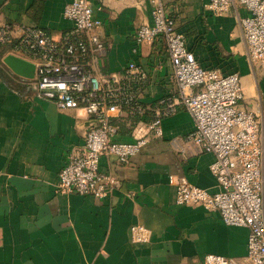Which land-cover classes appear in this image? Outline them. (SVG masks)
<instances>
[{
	"label": "crops",
	"instance_id": "1",
	"mask_svg": "<svg viewBox=\"0 0 264 264\" xmlns=\"http://www.w3.org/2000/svg\"><path fill=\"white\" fill-rule=\"evenodd\" d=\"M69 1L0 0V23L38 25L60 38L72 27L63 15ZM88 1L101 20L95 31L105 44L102 61L92 69L121 73L134 61L148 75L139 90L141 101L153 104L175 94L165 41L133 49L136 28L152 22L151 0ZM162 1L203 68L239 74V105L255 112L259 122L264 181V73L244 40L240 17L245 7L235 3L215 15L206 8L207 0ZM9 49L0 45V264H202L207 253L246 254L247 227L228 225L200 204L176 203L170 174L184 175L210 192L219 189L209 169L213 154L200 152L187 139L194 122L185 108L162 118L160 136L147 128L149 116L115 118L119 139L144 136L148 141L127 163L112 155L100 158V169L117 178L105 197L58 191V171L68 151L84 142L92 117L40 96L28 77L3 62ZM134 223L150 230L148 240H132Z\"/></svg>",
	"mask_w": 264,
	"mask_h": 264
},
{
	"label": "built area",
	"instance_id": "2",
	"mask_svg": "<svg viewBox=\"0 0 264 264\" xmlns=\"http://www.w3.org/2000/svg\"><path fill=\"white\" fill-rule=\"evenodd\" d=\"M151 2L152 22L136 28L133 49L139 43L163 39L177 85L175 94L159 97L153 104L139 98L148 75L134 61L121 73L92 69L102 61L105 44L95 31L101 20L94 16L88 0L65 4L63 15L72 21V27L60 38L38 25L0 23V45H9V53L34 63V76L28 79L38 94L59 108H82L92 117L84 142L68 151L56 187L64 193L105 197L117 178L111 171L100 169V158L112 155L127 163L148 141L144 136L131 141L119 139L115 118L149 116L147 128L160 136L162 118L185 108L194 122L187 139L200 152L213 154L209 169L219 189L210 192L184 175L170 174L169 182L176 184V203L200 204L217 211L224 223L248 228L243 257L207 253L202 264H264L263 148L257 115L239 105L243 98L239 74L203 68L187 48L184 34L177 30L163 1ZM235 3L247 11L240 17L244 40L251 60L264 73V0H207L205 6L212 14L221 15ZM130 233L134 241L150 237V230L142 223L132 224Z\"/></svg>",
	"mask_w": 264,
	"mask_h": 264
},
{
	"label": "water",
	"instance_id": "3",
	"mask_svg": "<svg viewBox=\"0 0 264 264\" xmlns=\"http://www.w3.org/2000/svg\"><path fill=\"white\" fill-rule=\"evenodd\" d=\"M3 62L16 74L24 77H33L35 72V65L33 62L22 58L13 53H7L3 57ZM93 123V121H92ZM90 124V126L92 125ZM89 126V128H90ZM88 128V129H89Z\"/></svg>",
	"mask_w": 264,
	"mask_h": 264
}]
</instances>
